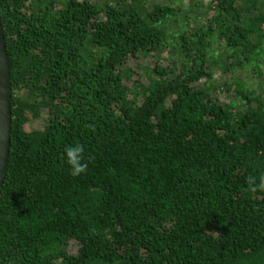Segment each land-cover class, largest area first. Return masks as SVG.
<instances>
[{
  "label": "trees",
  "instance_id": "trees-1",
  "mask_svg": "<svg viewBox=\"0 0 264 264\" xmlns=\"http://www.w3.org/2000/svg\"><path fill=\"white\" fill-rule=\"evenodd\" d=\"M173 1L0 0V264H264V5Z\"/></svg>",
  "mask_w": 264,
  "mask_h": 264
},
{
  "label": "water",
  "instance_id": "water-1",
  "mask_svg": "<svg viewBox=\"0 0 264 264\" xmlns=\"http://www.w3.org/2000/svg\"><path fill=\"white\" fill-rule=\"evenodd\" d=\"M12 97L10 63L0 13V193L7 176L11 151Z\"/></svg>",
  "mask_w": 264,
  "mask_h": 264
},
{
  "label": "rangeland",
  "instance_id": "rangeland-1",
  "mask_svg": "<svg viewBox=\"0 0 264 264\" xmlns=\"http://www.w3.org/2000/svg\"><path fill=\"white\" fill-rule=\"evenodd\" d=\"M176 6H181L182 8V17L190 18V20H196L198 18H202L207 12L209 7L210 0H174L173 1ZM258 6L261 7L264 5V0H257ZM184 14V16H183ZM192 17V18H191ZM182 23L185 24V19H182ZM194 22V21H192ZM168 54V48L164 51L163 55L166 56ZM152 59H156V57H151ZM262 69L264 71V62L262 65ZM248 81L250 86L256 88L259 91L264 92V76L259 78L253 74L248 76Z\"/></svg>",
  "mask_w": 264,
  "mask_h": 264
},
{
  "label": "clouds",
  "instance_id": "clouds-1",
  "mask_svg": "<svg viewBox=\"0 0 264 264\" xmlns=\"http://www.w3.org/2000/svg\"><path fill=\"white\" fill-rule=\"evenodd\" d=\"M84 146L82 144H75L65 147L66 162L71 167V175L79 176L87 169V163L83 161ZM247 183L249 185V191L255 193L256 191H264V176L259 177V180L255 176L248 177Z\"/></svg>",
  "mask_w": 264,
  "mask_h": 264
}]
</instances>
